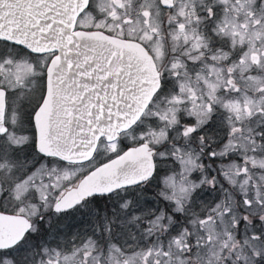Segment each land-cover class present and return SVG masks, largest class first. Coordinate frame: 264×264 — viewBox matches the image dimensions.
I'll return each mask as SVG.
<instances>
[{"label":"snow or ice","instance_id":"snow-or-ice-1","mask_svg":"<svg viewBox=\"0 0 264 264\" xmlns=\"http://www.w3.org/2000/svg\"><path fill=\"white\" fill-rule=\"evenodd\" d=\"M0 264H264V0H0Z\"/></svg>","mask_w":264,"mask_h":264}]
</instances>
